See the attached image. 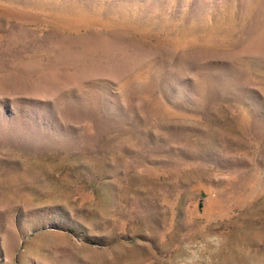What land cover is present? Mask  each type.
I'll return each instance as SVG.
<instances>
[{
    "label": "rangeland",
    "instance_id": "1",
    "mask_svg": "<svg viewBox=\"0 0 264 264\" xmlns=\"http://www.w3.org/2000/svg\"><path fill=\"white\" fill-rule=\"evenodd\" d=\"M189 260L264 264V0H0V264Z\"/></svg>",
    "mask_w": 264,
    "mask_h": 264
},
{
    "label": "clouds",
    "instance_id": "2",
    "mask_svg": "<svg viewBox=\"0 0 264 264\" xmlns=\"http://www.w3.org/2000/svg\"><path fill=\"white\" fill-rule=\"evenodd\" d=\"M193 255L195 256L196 254H195V253H193ZM197 258H198V257H197ZM188 264H192L191 260H189Z\"/></svg>",
    "mask_w": 264,
    "mask_h": 264
}]
</instances>
